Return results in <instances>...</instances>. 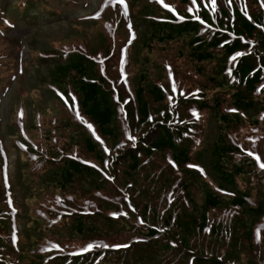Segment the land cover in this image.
<instances>
[{
    "label": "trees",
    "instance_id": "16d2710c",
    "mask_svg": "<svg viewBox=\"0 0 264 264\" xmlns=\"http://www.w3.org/2000/svg\"><path fill=\"white\" fill-rule=\"evenodd\" d=\"M149 2L144 14L154 27L151 38L162 42L186 39V58L215 68L207 80L220 92L212 105L202 99L206 90L197 77L202 72L199 67L190 68L188 78L176 73L178 95L171 93L166 73L163 89L156 80L142 85L145 78L140 74L139 117L131 110L127 123L125 113L119 117L113 89L117 85L109 79L108 66L115 61L110 47L95 53L86 47L68 53L57 49L56 55L45 57L55 60L52 70L62 78L58 84L75 80L80 109L93 127L83 141L87 153L60 156L47 167L52 169L51 177L59 176L55 181L62 190L77 178L82 187L74 190L75 196L91 194L77 198L72 192L54 193L41 217L48 228L70 219L68 228L75 236L48 237L64 247L60 264H70L66 254L72 255L75 264H106L108 256L116 258L114 264H136L127 262L131 257L141 264H264V168L260 166L264 163V0H216L215 8L210 0H197V6L191 0L168 3L184 16L181 22L167 8L161 17H153L159 4ZM18 3L16 9L9 0H0V13L11 10L8 17L16 26L18 20L37 14L39 7L41 13L54 14L45 8L47 0ZM187 7L194 12H185ZM142 45L151 46L147 39ZM145 89L158 103L156 111L150 112V103L143 98ZM186 97L191 98L187 101ZM182 102L189 104L181 108ZM210 108L216 131L209 151L213 159L207 167L232 192L227 202L208 190L202 211L191 212L186 207L193 201L189 183L203 176L190 171L183 182L179 167L201 163L191 156L197 151L195 142L201 140V128L207 127L202 120ZM228 155L230 163L224 161ZM147 162L157 172L149 179L151 193L145 186L138 189L133 179ZM166 164L173 166L172 178ZM3 183L0 204L9 195ZM59 195L58 200L70 198L54 205ZM152 196L160 198L159 206L152 203ZM16 204L13 209L10 205L0 208V236L7 241L4 244L0 238V264L11 263L6 250L15 244L6 236L14 230L13 213L20 209ZM101 222L107 227L104 232H100ZM90 244L100 246L88 248ZM126 249L130 251L123 252Z\"/></svg>",
    "mask_w": 264,
    "mask_h": 264
},
{
    "label": "rangeland",
    "instance_id": "374dc122",
    "mask_svg": "<svg viewBox=\"0 0 264 264\" xmlns=\"http://www.w3.org/2000/svg\"><path fill=\"white\" fill-rule=\"evenodd\" d=\"M18 1L9 0L14 3L15 8H19ZM48 1H51V4L44 6L53 9L52 13L55 15L49 16L46 10L42 11L43 14L39 7L37 14L31 16L29 20H18L17 28L8 27L9 18H0V24L4 29V34L0 36V183L4 182L2 187L9 193L3 199L0 208L10 205L13 209L16 203L20 205L19 212L13 213L14 230L12 234L6 236L15 244V247L6 250L11 255V263L8 264H60L64 259L61 255L64 253L62 250L64 247L61 243H52L50 237L67 239L75 236L68 228L70 219L57 227L48 228L41 216L47 211L48 201H51L54 193L72 192L75 196L77 192L74 190H78L82 184L74 178L73 182L67 184L69 186L65 188L66 190H62L63 188L55 181L59 176L51 177L49 171L52 169L47 170V167L52 159H59L60 156L83 153V150L87 153L83 141L93 127L80 109L75 80L58 84L62 78H58L52 70L55 60L52 62L50 59H44L45 57L56 55L57 49L68 53L73 50H84L86 47L88 52L95 53L97 50L110 47L112 59L115 58V61L114 67L111 64L108 66V72L111 74L109 79H114L113 83L117 85L113 87L116 108L120 118L123 117V113L128 116L123 117L127 123L131 117V110L134 111V117H139L137 87L140 74L145 78L142 85L156 80L157 84L162 86V81L166 83V73L171 93L178 95L180 91L176 84V73L180 72L188 78L189 69L199 67L202 72H199L197 77L206 90L202 99H206L212 105L213 99L220 92L207 80V76L213 73L215 68L204 67L191 60L189 56L186 58L189 54L186 39L162 42L157 38H151L154 27L148 24L149 18L146 17L149 15L144 14L149 0H134L131 4L128 0H123V3L120 0ZM153 1L159 6L153 9L152 16L161 17L162 10L166 8L164 4L176 0ZM211 6L215 8V5ZM55 7H63L65 10L56 11ZM7 11L12 16L11 10ZM171 11L177 16L178 22L183 20L181 17L184 16L178 8L174 7ZM186 11L194 12H190L188 7ZM33 17L36 18V22L30 24ZM120 18L125 21L124 27ZM149 36L150 40L146 38ZM145 39L151 44L149 49L142 45ZM149 96L150 93L145 89L143 98L149 101L150 112L156 111L158 103H154ZM190 98L186 97L185 100L189 101ZM187 104L189 102H182L181 108ZM209 111L208 116L205 115L202 120V123H208L207 127L201 128V140L195 142L198 144L197 151L191 156L201 163H193L192 168L187 165L179 167L181 173H178V176L183 182L190 171L203 176L196 177L195 181L189 183L193 201L186 204V207L192 209L191 212L202 211L204 194L208 190L220 195L219 197L227 202L232 192L231 189L224 188L223 181L207 167L212 163L213 158L209 151L216 131V119L211 108ZM53 156L56 157L50 158ZM224 161L230 163V156L228 155ZM147 163L134 173L133 179L138 189L145 186L147 193H151L149 179L157 172L156 167ZM166 170L169 178H172L175 173L173 166L166 164ZM84 187H87V184H84ZM89 195L91 194L79 192L75 197ZM60 197L55 196V199ZM67 199H57L54 205L65 204ZM152 203L159 206L161 200L153 198ZM63 225L65 226L62 227ZM4 226L5 224L1 225ZM106 228L101 222L100 232H104ZM0 238H4L3 242L6 244L5 237ZM57 245L59 247H56ZM127 251L130 249L123 250ZM66 258L70 260V264H75L72 262L74 260L72 255L66 254ZM106 258V264H114L116 260L109 256ZM129 261L142 263L135 257L129 258L127 262Z\"/></svg>",
    "mask_w": 264,
    "mask_h": 264
},
{
    "label": "snow or ice",
    "instance_id": "6c2138e0",
    "mask_svg": "<svg viewBox=\"0 0 264 264\" xmlns=\"http://www.w3.org/2000/svg\"><path fill=\"white\" fill-rule=\"evenodd\" d=\"M120 2L123 3V0H120ZM229 2H231V0H229ZM192 4H193V5H196V4H197V0H192ZM211 4H212V5H215V4H216V0H211ZM164 6H165L166 8H169L170 10H174V6H170V5H167V4H164ZM189 11L191 12V11H193V9H192V8H189ZM181 19H183V17H181ZM21 115H22V114H21ZM90 127H91V126H90ZM260 166H261L262 168H264V163H262ZM94 246H100V245L90 244V245H88V248H92V247H94ZM102 246H103V247H109V245H107V244H103ZM56 247H59V246L57 245ZM112 247H126V245H112Z\"/></svg>",
    "mask_w": 264,
    "mask_h": 264
}]
</instances>
